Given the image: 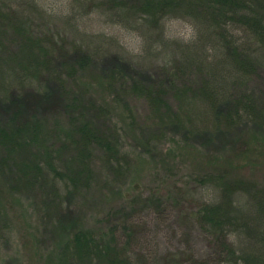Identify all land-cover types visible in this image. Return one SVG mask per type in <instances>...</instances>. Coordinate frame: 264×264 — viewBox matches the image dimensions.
Listing matches in <instances>:
<instances>
[{"label":"rangeland","instance_id":"rangeland-1","mask_svg":"<svg viewBox=\"0 0 264 264\" xmlns=\"http://www.w3.org/2000/svg\"><path fill=\"white\" fill-rule=\"evenodd\" d=\"M38 1L49 15L78 18L83 11L90 10L88 5L91 2L84 0L86 6L74 10L70 7L72 0ZM183 5H186L182 7L184 13L167 15L158 27L137 22L136 19L122 27L113 25L109 18L106 20V17L92 15L85 18L86 25H82L88 37L72 33V38L68 37L65 41L66 46L62 47L69 52V61H74L76 53L82 51L90 53L93 59L92 69L88 72L93 78L89 74L83 77L84 72L80 71L82 85L73 86V91L80 95L82 90L92 88L89 96L94 100L87 101L88 96L83 94V104L94 108L92 114L98 117L94 120L102 129L114 133L118 158L112 159L108 165L110 156L106 155V158L103 152L97 151L93 167L96 178L82 187L77 186L72 193L55 195L43 189L18 197L16 201L19 203L15 204L20 207L14 208L15 212L10 209L13 223L6 228L0 241V264H30L28 259H32L34 264H80L66 261L63 249V237L67 235L65 230L72 228L76 222L86 234L99 236V233L103 234L102 230L108 231V224L116 221L119 224L125 221L127 228L133 229L128 250V256L133 260L144 257L147 264H163L167 254L188 256L190 251L197 260L208 259L214 264L227 260L225 253L220 254L221 248L214 239L216 233L213 235V229L201 228L198 219L194 218V212H201L203 205L221 206L226 200L219 182L216 187L208 183L201 172L203 168L200 171L197 169L201 161L214 158L228 163L225 166L232 164L237 175L244 178L241 180L244 184L250 181L256 189L257 186L264 187V132H259L251 124L234 126L225 123L223 113L228 105H222L220 112L219 109L209 110V103L202 102V99L186 101L182 108L180 104L176 108L178 102L168 98L174 116L168 118L165 110L162 115H156L139 91L132 96H123L118 84H109L105 75L108 73L104 66L107 59L109 66L116 65L144 88L157 90L159 87L172 92L189 89L193 93L206 86L207 77L200 73L202 59L197 58L199 49L204 45L203 51L209 63L224 66L225 60L222 50L216 46L201 45L198 39V31L204 32L201 27L207 28L208 21L199 18L201 12L198 16L187 3ZM105 9L108 12L110 7L105 6ZM55 22L54 26L64 29L62 21ZM236 32L243 43L253 41L250 37L246 38L243 31ZM57 33H62L58 27ZM205 36L209 37L206 32ZM262 53L264 55L263 50ZM186 54L190 56V61L185 58ZM53 65L56 70L54 75H59V63ZM65 66L70 67L71 64L66 63ZM181 66L184 76L175 72L179 77L170 80L169 74ZM227 66L224 71L228 70ZM109 69L111 71L112 68ZM51 77L44 83L43 91L48 92L47 95L58 88V83ZM246 81V92L260 100L259 106L264 109V64L256 75L249 76ZM9 93L11 97L19 94L15 87L9 88ZM48 110H58L61 115H52L50 122L66 125L68 115L63 108L53 104ZM2 113L0 107V117ZM247 130L251 134L255 131L257 137H262V143H257L259 150L255 152H251L253 148L250 146H241L238 142V138H245ZM209 184L215 189L207 187ZM242 197L237 198L239 202L235 205L245 210ZM156 200L163 206H157ZM119 208L127 210V223L126 217L124 220L119 218ZM239 214L247 216L243 211ZM117 236L124 240L121 231ZM239 239L231 236L229 241L239 247ZM94 263L98 264L96 259Z\"/></svg>","mask_w":264,"mask_h":264},{"label":"trees","instance_id":"trees-1","mask_svg":"<svg viewBox=\"0 0 264 264\" xmlns=\"http://www.w3.org/2000/svg\"><path fill=\"white\" fill-rule=\"evenodd\" d=\"M185 3L193 7L198 16L201 12L199 18L208 21L207 28L201 27L204 32L198 31L201 45L216 46L222 50L225 60L224 66L209 63L204 45L199 49L196 56L202 59L200 73L207 77L208 83L203 82L206 86L193 93L189 89L172 92L166 88H144L116 65L109 66L105 59L109 84H118L123 96H132L139 91L156 115H162L165 110L168 118L174 116L168 98L178 102L176 108L179 104L182 108L186 101L202 99V102L209 103V110L219 109L220 112L222 105H228L223 113L225 123L234 126L251 124L259 132H264V109L259 106L260 100L245 89L247 78L256 75L264 64V0H91L90 10L83 11L80 18L49 15L38 0H0V107L3 110L0 117V241L6 228L13 223L10 209L15 212L14 208L20 207L15 204L19 203L16 201L18 197L43 189L55 195L72 193L77 186L82 187L96 178L93 167L97 151L110 156L105 162L108 165L112 159L118 158L114 133L102 129L94 120L98 118L92 114L94 108L83 104V94L88 96L87 101L94 100L89 96L92 88L82 90L80 95L73 91V86L82 85L80 71L84 72L83 77L90 73L93 59L90 53L82 51L76 53L74 61H69L70 54L62 46H66L70 34L88 37L82 25H86L85 18L92 15L109 18L113 25L122 27L132 24L135 19L158 27L167 15L184 13L182 7H186ZM70 4L74 10L86 6L84 0H72ZM105 6L110 7L108 12L103 10ZM55 20L64 24L62 33H57V27L58 31L61 30L58 25H53ZM236 31H243L245 37L253 41L243 43ZM187 55L185 58L190 61ZM52 62L59 63V75H54L56 70ZM66 63L71 66L66 67ZM225 66L227 71H224ZM175 72L184 76L182 66L172 73ZM172 73L169 74L170 80L174 81L179 76ZM51 76L58 88L47 95L48 92L43 91L44 83L51 80ZM89 77L93 78L90 74ZM11 87H15L19 94L11 97ZM20 89L27 90L22 92ZM53 104L63 108L68 115L65 126L61 122L49 121L52 115L61 116L58 110H50L53 113L48 110ZM245 133V138H238L241 146H250L253 148L251 152L259 150L257 143H262V137H257L255 131ZM214 160L201 161L197 171L203 168L204 178L215 187L219 182L226 200L221 206L203 205L201 212H194V218L198 219L201 228L210 227L213 235L216 233L214 239L220 245V254L225 253L227 258L222 264H264V187L257 186L256 189L250 181L244 184L241 181L244 178L237 175L232 164L225 166L228 163ZM241 195L245 210L235 205ZM156 201L160 207V202ZM117 210L119 218L124 220L126 217L127 223V210ZM240 211L247 216L239 214ZM123 223L108 224V231L102 230L105 236L101 233L99 236L88 235L79 223H73L63 237L66 261L95 264L96 259L98 264H147L144 257L133 260L128 256L134 233ZM120 231L123 241L117 236ZM231 236L242 239H239V247L229 241ZM188 253V256L167 254L163 264L213 263L208 259L197 260L191 251ZM28 263L34 264L32 259H28Z\"/></svg>","mask_w":264,"mask_h":264}]
</instances>
